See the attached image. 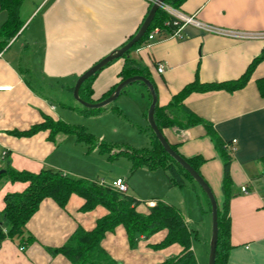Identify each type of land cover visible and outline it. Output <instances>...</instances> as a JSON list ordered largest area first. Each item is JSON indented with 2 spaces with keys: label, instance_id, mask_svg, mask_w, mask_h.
Segmentation results:
<instances>
[{
  "label": "crops",
  "instance_id": "1",
  "mask_svg": "<svg viewBox=\"0 0 264 264\" xmlns=\"http://www.w3.org/2000/svg\"><path fill=\"white\" fill-rule=\"evenodd\" d=\"M173 1H178L175 10L194 16L201 25L217 32L188 25L181 38L157 37L150 48L142 44L128 58L146 71L153 84L157 106L162 110L160 120L165 116L179 118L178 125L163 127L161 132L183 158L203 160L199 172L210 186L218 206L225 200L224 161L212 136L221 141L225 152H230L232 141H236L231 153L230 249L225 264H264V165L261 162L264 158V38L239 37L264 34V0ZM152 6L151 0L22 2L23 27L0 51V86L11 88L0 92V171L11 168L38 174L44 169H53L74 178L101 181L98 169L101 163L92 162V155L108 153L111 160L117 155H140L155 148L147 121L151 101L141 85L127 87L118 98V106L111 104L92 114H87L73 98L78 78L127 44L139 31ZM1 12L4 14L0 17V28L8 18L7 12ZM28 51V60L23 61L22 56ZM126 60L120 58L112 62L90 81L92 103L100 102L120 84ZM160 64L166 66L163 74L157 71ZM243 77L246 82L235 90L201 92L194 89L184 96L181 104H173L178 96L196 86L208 88L236 83ZM55 98L62 101L63 110L55 106ZM180 106L198 116L208 127L187 126L188 116ZM110 114L141 124L139 129L147 135V146L118 150L106 144L101 133L93 132L91 125L82 123L87 119L102 125L101 121ZM49 119L84 128L89 140L75 134L51 137L49 130L31 136L17 135ZM131 167L133 170V162ZM118 178L126 180L120 173L102 180L110 185ZM27 187L26 183L0 178V222L4 220L5 197L22 193ZM171 188L193 191L200 204V218L204 219L207 208L197 187L187 183L184 187ZM129 190L128 186L127 195ZM132 198L141 202L137 211L146 214L148 204H142L140 197ZM157 201L160 200L154 198L147 202ZM177 203L184 208V213L177 209L192 232L191 250L197 263L208 264L209 246L202 242L195 246L194 239H199L201 231L188 215L185 199L181 196ZM82 205L78 197H72L66 208L52 200L43 201L27 224L32 241L21 245L17 238L5 240L0 246V264H71L62 255L52 256L48 249L66 245L80 226L88 231L96 227L104 211L82 212ZM203 229L205 231L206 224ZM166 236V231L150 238L141 236L133 248L127 231L119 226L105 236L102 248L116 264H162L182 252L177 244L155 249Z\"/></svg>",
  "mask_w": 264,
  "mask_h": 264
},
{
  "label": "trees",
  "instance_id": "2",
  "mask_svg": "<svg viewBox=\"0 0 264 264\" xmlns=\"http://www.w3.org/2000/svg\"><path fill=\"white\" fill-rule=\"evenodd\" d=\"M23 1L24 0H0L1 11H5L8 14L7 21L0 28V51L7 47L9 41L17 36L23 27V22L20 19V9ZM175 3H178V1H166V4H171L173 8H176ZM170 20L171 17L163 10L159 9L153 23L141 42L122 57V59L127 60L125 62V67L120 73V83L134 76H143L149 79L146 71L128 57L138 46L146 43L149 33L154 28L160 27L166 30V23ZM246 76L247 75H245V77ZM94 77L95 75L86 81L80 91L81 98L89 103H92L90 97L92 91L90 90L89 83ZM245 82L246 78L243 77L242 80L236 83L219 84L208 88L196 86L193 89L186 90L182 95L178 96L173 104L176 106L178 103L181 104L184 96L194 89L201 92L223 89L235 90L243 86ZM136 84L145 88L149 96V101H151V96L145 85L142 83ZM118 85L119 84L103 97L102 100L108 98ZM180 108L188 116L186 122L187 126L199 124L206 125L198 116L194 115L188 109L183 106H180ZM84 110L87 114L101 111ZM161 111L162 110L156 106L155 121L161 131L163 127L178 125V117L177 119H170L168 116H165L163 120H160L159 116L162 113ZM206 127H208V125H206ZM42 130H49L51 137L57 134H75L79 138L89 140V136L84 128L69 127L62 122H54L50 119L46 120L43 124L32 127L26 132L17 133V135L31 136ZM209 133L211 134V132ZM152 137L155 142V148L152 151L140 155H126L133 162V172L144 167L149 170L162 169L165 172L170 187H184L187 183L192 184L194 187H198L191 176L163 150L154 134ZM212 139L224 161L223 194L225 200L221 206H218L219 240L216 264H225L227 253L230 249V219L228 217V211L232 188V179L230 175L231 152L224 151L225 146H222L219 139L214 136H212ZM170 146L179 154L174 146ZM184 159L200 174L199 167L203 163L202 159ZM261 162L264 165V158ZM3 177L13 182L26 183L28 187L22 193L8 194L5 197L4 220L0 222V246L7 239H20L21 245H26L32 241L33 238L27 231V224L38 211L43 201L47 199L52 200L61 208H66L72 197H78L83 201V205L80 209L82 212H93L97 209H102L104 215L97 221L96 227L93 230L88 231L80 226L66 245L59 249H48V252L52 256L62 255L71 264H116L102 248V241L108 233H112L117 227L123 226L127 231L130 245L133 248L136 247L141 236L150 238L161 231H166L167 236L165 240L155 246V249H163L177 244L181 246L182 252L180 256L171 258L162 264H198L191 250L192 232L188 230L180 211L176 207L157 201L154 202L155 206L148 208L146 214H141L137 211V208L141 204L138 200L128 195L119 194L108 187L99 186L95 182L74 178L53 169H44L38 174H33L28 172H17L11 168H7L6 172L0 175V178ZM200 192L205 196L209 211L211 212L208 198L201 189Z\"/></svg>",
  "mask_w": 264,
  "mask_h": 264
},
{
  "label": "rangeland",
  "instance_id": "3",
  "mask_svg": "<svg viewBox=\"0 0 264 264\" xmlns=\"http://www.w3.org/2000/svg\"><path fill=\"white\" fill-rule=\"evenodd\" d=\"M3 12H0V17L3 16ZM30 51L25 53L23 61L28 60ZM129 87H132L129 86ZM61 97V96H59ZM118 100V99H117ZM115 101L113 104L118 106L120 103L119 100ZM55 106L58 109H64L62 101L55 98ZM132 110V107H131ZM131 119V118H129ZM74 121V120H73ZM73 121L71 123H73ZM84 119L82 122L84 125H91L94 129L93 132L101 133L105 143L108 145H114V148L118 150H126L128 147H145L147 146L148 138L147 135L140 132L139 124L137 121L130 122L125 117H119L115 114H110L109 117H105L102 122V125L97 123L94 124L90 121ZM75 125V124H74ZM92 162L96 161L101 163V167L98 169L101 171L100 180L110 179L116 173L125 176L128 186L129 194L128 196L140 197L142 204H148L147 201L153 200L154 198L160 201L168 202L171 205H174L182 213H184V208H182L177 202L181 199V196L186 201V209L188 215L193 219V222L196 225V229H199L201 233L198 235L197 241L194 239L195 246H198L199 243L206 244L210 246L209 233L212 232V218L211 212L209 211V206L206 202L205 196L200 192V188L197 187V190L201 193V200L204 202L205 207L207 208V214L200 218V204L197 201L196 195L191 190L181 191L180 189H172L168 182V179L162 170L149 171L148 168H139L135 172L131 170L132 162L126 157V155H117L109 159V154H94L92 155ZM105 164V165H103ZM122 173V174H121ZM182 192V193H181ZM177 203V204H176ZM203 219V220H202ZM206 224V229L204 231L203 226ZM202 237L205 239L203 241ZM207 248V247H206Z\"/></svg>",
  "mask_w": 264,
  "mask_h": 264
},
{
  "label": "water",
  "instance_id": "4",
  "mask_svg": "<svg viewBox=\"0 0 264 264\" xmlns=\"http://www.w3.org/2000/svg\"><path fill=\"white\" fill-rule=\"evenodd\" d=\"M167 0H156L139 31L131 38V40L125 44L123 47L113 51L108 56L103 58L93 67H91L85 74L80 76L74 86L73 90V98L74 100L81 105L83 108L88 110H99L102 108H106L113 104L121 95V93L130 85L136 83H142L145 85L149 94L151 96V105L149 107L147 113V121L148 125L154 134L155 138L158 140L163 150L170 156L180 167H182L194 180V182L198 185V187L202 190V192L206 195L209 200L211 206V218H212V232H211V240L209 246V259L208 264H216L217 257V248H218V240H219V225H218V203L217 200L208 185V183L203 179V177L195 171L189 163L179 154H177L172 147L169 145L167 140L165 139L163 133L158 128L155 121V110L157 106V95L155 92V88L151 81L143 76H134L128 78L127 80L121 82L114 92L106 99L98 102V103H89L84 101L80 96V91L83 84L92 78L94 75L103 70L106 66L111 64L112 62L122 58L126 53L132 50L137 44L141 42L146 33L148 32L151 24L153 23L156 14L158 13L160 7L166 3ZM4 171H0V175L3 174Z\"/></svg>",
  "mask_w": 264,
  "mask_h": 264
},
{
  "label": "built area",
  "instance_id": "5",
  "mask_svg": "<svg viewBox=\"0 0 264 264\" xmlns=\"http://www.w3.org/2000/svg\"><path fill=\"white\" fill-rule=\"evenodd\" d=\"M156 0H151V2L154 4ZM161 10H163L165 13H167L170 17L171 20L168 21L166 23V30H163L160 27H156L154 28L148 35L147 41L144 44L145 48H150L152 42L157 38V37H165V36H169L170 38H181V33L183 31V29L188 26H195L197 28H204L205 30H207L208 32H212L215 33L217 32L216 30H213L211 28H206L203 25H201L199 22H197L194 18V16H186L180 12H178L177 10H175L174 8H172L171 6L167 5L166 3L163 4L160 7ZM1 11V8H0ZM169 29V30H168ZM241 38H245V39H262L264 38V34H246V35H241L239 36ZM2 54L0 53V58H1ZM166 66L163 64H160L157 68V71L159 74H163L165 72ZM11 88L10 87H1L0 86V92H4V91H9ZM236 144V141H232L231 146L229 147L230 152H234L235 148L233 147V145ZM5 154V152H4ZM263 172H264V167H263ZM95 183H97L99 186L102 187H108L111 190L119 193V194H123V195H127L128 193V185L125 179L123 178H118L116 179L114 182H112L110 185H107L103 180L101 181H94ZM243 192L247 193V189L243 188ZM149 207H153L155 206L154 202H149L148 203Z\"/></svg>",
  "mask_w": 264,
  "mask_h": 264
}]
</instances>
